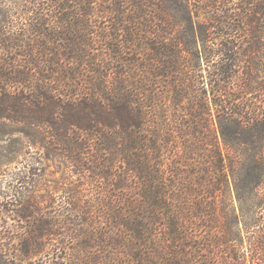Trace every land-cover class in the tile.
Instances as JSON below:
<instances>
[{"label": "trees", "instance_id": "obj_1", "mask_svg": "<svg viewBox=\"0 0 264 264\" xmlns=\"http://www.w3.org/2000/svg\"><path fill=\"white\" fill-rule=\"evenodd\" d=\"M23 2L32 9L21 27L0 9V123L23 133L29 146L67 144L72 167L80 147L99 162L108 156L111 173L103 178L109 190L125 191L113 201L117 236L105 237L115 250L142 264H264V240L245 254L235 251L243 244L240 225L227 221L222 205L229 193L218 183L225 161L229 168L245 164L243 186L234 185L241 210L264 184V87L255 74L264 54V0H112L103 9L112 25L104 27L93 22L103 13L99 0ZM210 40L220 44L207 46ZM152 79L171 82L169 107L196 102L202 119L205 104L225 110L222 122L233 130L222 136L243 146L239 156L222 152L214 137L203 150L207 172L192 169L179 183L177 166L193 161L198 149L185 143L188 133H148V108H159L157 100L148 105ZM197 80L201 86H186ZM195 173L205 179L193 180ZM94 240L87 235L79 247L88 250Z\"/></svg>", "mask_w": 264, "mask_h": 264}, {"label": "rangeland", "instance_id": "obj_2", "mask_svg": "<svg viewBox=\"0 0 264 264\" xmlns=\"http://www.w3.org/2000/svg\"><path fill=\"white\" fill-rule=\"evenodd\" d=\"M110 2L112 0H99L97 7H100L103 15L99 14L98 17L93 18V22L102 27L112 25L111 15L103 10L104 7H109ZM23 3V0H0V9L10 11L9 16L12 15L10 20L19 27L24 23L29 24L28 18L31 19L27 10L32 9V6ZM37 5L38 2L34 10L36 13ZM195 22L198 23V21ZM203 22L206 23L205 20ZM217 44H220V41L210 40L207 46ZM199 47H203L201 42ZM107 53L109 54L108 51ZM263 55L258 58L260 63L257 65L258 72L255 74L258 75L257 83L264 87ZM203 62L202 58L201 64ZM192 63L199 62L194 58ZM107 64L105 70L111 73L113 66L110 61ZM117 65V63L114 64L115 67ZM193 79L195 80L194 77ZM152 81L155 84L150 86V95H155L153 97L155 99L148 105L151 106L157 100L159 108H148V112L153 115L151 121L147 123L148 133L152 135L163 133V139L166 133H188L191 137L189 136L190 138H187L185 143H188L189 147L194 145V149H198V155L192 158L193 161L188 163V160L182 159V165L177 166L178 172L182 173L181 177L177 178L179 183L186 184L187 180H190L187 178V172L192 169L207 172V166L203 164L207 163L204 160L208 158L203 157V150H211L206 145L207 141L211 145L210 139L214 137L220 143L219 149L222 152L235 151L239 156L237 153H241L243 146L232 144V138H228L230 146L222 136L224 130L227 137H231L233 130V127L230 125L228 127L222 122L226 118L225 110L223 112L220 108L221 112L218 113L215 106L205 104L207 115L202 119L200 118L202 113V110H199L200 104L196 102L191 105L193 110H190L191 106L189 109L184 106L186 101L176 108L169 107L166 105V93L171 82L170 84L168 81L159 83L156 79ZM174 85L185 87L182 83ZM192 85L197 87L200 84L197 80L189 82L186 86L191 87ZM235 107L232 110L238 109V104ZM171 120H175V124H172ZM200 133L205 139L201 142ZM51 134L56 136V133ZM25 137L23 133H14L12 127L0 123V264H142L133 258L125 257L122 253L124 249L118 253L106 239L111 238L112 234L117 236L118 232L112 224L116 222V219L112 218L113 207H115L113 201L115 199L118 202V196L125 194V191L120 193L111 191L114 187L109 190L111 188L109 185L111 186L112 183L103 178V174L110 170L107 162V165H104L108 156L103 155L102 162H99L96 160L97 154L93 155L94 159L93 153L89 154L88 147L85 150L80 147L79 162L77 161L72 167L69 160L71 153L67 152V144L57 146V142H54L57 140L52 138L53 146L45 149L42 144L29 146ZM163 139H161L159 148L167 152L166 150H170L171 147L168 145L165 150ZM181 142H184L183 139L178 142V146H181ZM196 143H199L198 147ZM173 148L176 149V146ZM162 158L164 162L165 157ZM228 165L225 161L224 178H222L223 181L220 179L218 182L229 193L225 196L226 198L223 197L225 201L222 206L226 209L224 211L230 224L234 222L235 225V219L239 221L243 244L237 246L235 251L245 254L251 251L255 241L264 240V184L255 192V198L241 210L234 185L237 183L243 186L242 182L247 168L245 164L237 167L231 166V168ZM197 175L205 179V174L195 173L193 180L197 178ZM169 177H167L168 180ZM128 195L129 198H127L130 200L133 195L132 193ZM192 229L195 234L200 235V232L196 233L195 227ZM36 235L38 239L35 238ZM87 235L93 237L95 242H91L90 249L81 250L79 246ZM194 238L196 239V235ZM146 244L145 255L150 249L148 239Z\"/></svg>", "mask_w": 264, "mask_h": 264}]
</instances>
